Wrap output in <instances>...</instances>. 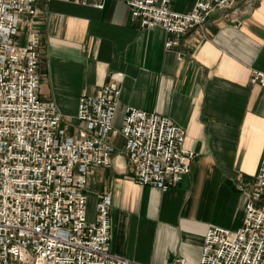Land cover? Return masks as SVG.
Wrapping results in <instances>:
<instances>
[{"label": "crops", "instance_id": "crops-1", "mask_svg": "<svg viewBox=\"0 0 264 264\" xmlns=\"http://www.w3.org/2000/svg\"><path fill=\"white\" fill-rule=\"evenodd\" d=\"M171 1L184 14L197 2ZM243 2L217 9L171 50L172 36L140 30L119 0H105L103 9L38 0L37 14L21 18L16 40L37 38L38 94L58 109L62 127H81L82 95L117 85L115 129L131 108L157 113L184 128V149L197 154L190 175L166 192L132 181L123 155L92 169L88 220L111 194L113 254L139 264H199L210 227H242L264 159V90L250 82L253 71L264 73V0ZM112 142L117 151L124 145L119 135Z\"/></svg>", "mask_w": 264, "mask_h": 264}, {"label": "built area", "instance_id": "built-area-1", "mask_svg": "<svg viewBox=\"0 0 264 264\" xmlns=\"http://www.w3.org/2000/svg\"><path fill=\"white\" fill-rule=\"evenodd\" d=\"M38 0H0V264H139L111 251L112 195L104 194L88 220L85 190L94 168L123 155L130 179L166 192L190 175L195 152L184 149L187 134L168 117L131 108L119 129L114 118L121 94L105 85L78 100L81 127L68 135L53 103L40 98L39 49L32 36L17 42L21 18L37 14ZM53 2L54 0H45ZM103 9L105 0H61ZM140 30L163 28L178 46L201 29L211 14L238 0H197L187 14L171 0H119ZM255 0H244L253 4ZM251 84L264 90V73ZM121 136L117 151L113 138ZM236 232L210 227L199 264H264V159ZM170 264H185L183 259Z\"/></svg>", "mask_w": 264, "mask_h": 264}, {"label": "rangeland", "instance_id": "rangeland-1", "mask_svg": "<svg viewBox=\"0 0 264 264\" xmlns=\"http://www.w3.org/2000/svg\"><path fill=\"white\" fill-rule=\"evenodd\" d=\"M63 127L66 129L68 135L71 136L73 133H75L73 124L66 122Z\"/></svg>", "mask_w": 264, "mask_h": 264}]
</instances>
